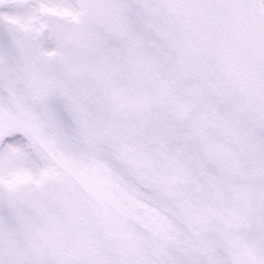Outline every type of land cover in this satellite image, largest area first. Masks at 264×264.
<instances>
[{
	"label": "water",
	"instance_id": "1",
	"mask_svg": "<svg viewBox=\"0 0 264 264\" xmlns=\"http://www.w3.org/2000/svg\"><path fill=\"white\" fill-rule=\"evenodd\" d=\"M204 1L83 0L58 43L73 61L21 60L17 113L37 129L20 131L50 171L32 194L1 196L0 264H264V22ZM3 31L4 48H32ZM230 209L240 225H226ZM219 217L232 247L207 240L191 257L146 238L171 219L222 231L206 222Z\"/></svg>",
	"mask_w": 264,
	"mask_h": 264
},
{
	"label": "rangeland",
	"instance_id": "2",
	"mask_svg": "<svg viewBox=\"0 0 264 264\" xmlns=\"http://www.w3.org/2000/svg\"><path fill=\"white\" fill-rule=\"evenodd\" d=\"M9 0L5 5L4 14L14 20L21 21V23L30 26L34 31L38 32L42 29L44 25V19L42 18L41 12L44 8L52 7L53 9H67L76 12L78 6L75 0ZM54 46L49 43L46 46L47 51H52ZM16 144L14 141L10 143V146L7 149L0 150V173L3 174L6 170L10 169V166L6 165L9 161L14 162L12 167L19 168L18 172L25 171L24 175H29L36 179L41 171L44 169L43 163L33 164L35 161V155L32 154L30 150L26 148V144H24L21 140L16 139ZM16 145V146H15ZM16 148V149H15ZM11 152L8 156L5 153ZM32 161L31 163L28 160ZM4 165H6L4 167ZM39 165V167H38ZM21 168H20V167ZM3 172V173H2Z\"/></svg>",
	"mask_w": 264,
	"mask_h": 264
},
{
	"label": "bare ground",
	"instance_id": "3",
	"mask_svg": "<svg viewBox=\"0 0 264 264\" xmlns=\"http://www.w3.org/2000/svg\"><path fill=\"white\" fill-rule=\"evenodd\" d=\"M72 216H73V215H72ZM72 216H71V218H72ZM71 218H70V219H71ZM74 224H75V223H73V224H72V226H73ZM48 234H50V232H49V231H46V232H45V234H44V235H45V237H47V236H48Z\"/></svg>",
	"mask_w": 264,
	"mask_h": 264
}]
</instances>
